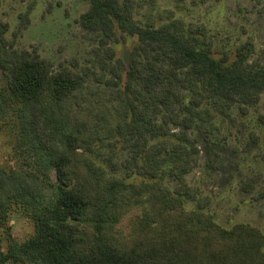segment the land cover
Here are the masks:
<instances>
[{
  "label": "trees",
  "instance_id": "obj_1",
  "mask_svg": "<svg viewBox=\"0 0 264 264\" xmlns=\"http://www.w3.org/2000/svg\"><path fill=\"white\" fill-rule=\"evenodd\" d=\"M87 1L78 23L97 40L76 70L17 50L0 23V130L14 140L0 166V264H264V233L221 226L186 179L226 145L216 117L258 107L255 44L219 54L204 25L137 19L140 0ZM13 212L34 224L23 242Z\"/></svg>",
  "mask_w": 264,
  "mask_h": 264
},
{
  "label": "rangeland",
  "instance_id": "obj_2",
  "mask_svg": "<svg viewBox=\"0 0 264 264\" xmlns=\"http://www.w3.org/2000/svg\"><path fill=\"white\" fill-rule=\"evenodd\" d=\"M140 1L144 7L137 19L145 21L152 16L163 23L174 17L186 24L204 25L213 35L219 54L233 56L238 46L252 41L256 48L252 61L264 64V0ZM88 7L87 0H0V23L9 24L6 37L17 50L36 52L56 69L62 63L75 69L71 60L89 64L90 50L97 40L78 23ZM27 12L30 22L15 37ZM215 125L227 138L226 145L216 158L202 152L199 166L187 176V183L210 198L208 212L221 226L247 223L264 233V94L256 109L244 112L234 106L232 116H217ZM13 142L11 132L0 130V166L14 159ZM199 146L203 151V145ZM97 163L103 165L100 159ZM165 184L172 190L178 186L172 178ZM142 211V207H135L123 225L130 228ZM10 227L21 242L34 233L33 222L17 212L10 214ZM7 237L8 233L0 229V246L6 247Z\"/></svg>",
  "mask_w": 264,
  "mask_h": 264
}]
</instances>
